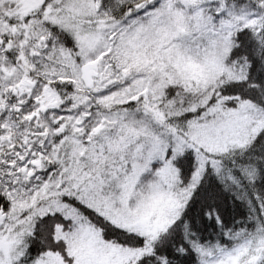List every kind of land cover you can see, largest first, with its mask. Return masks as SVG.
<instances>
[{
  "label": "snow or ice",
  "instance_id": "snow-or-ice-1",
  "mask_svg": "<svg viewBox=\"0 0 264 264\" xmlns=\"http://www.w3.org/2000/svg\"><path fill=\"white\" fill-rule=\"evenodd\" d=\"M0 264H264V0H0Z\"/></svg>",
  "mask_w": 264,
  "mask_h": 264
}]
</instances>
